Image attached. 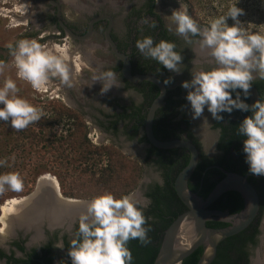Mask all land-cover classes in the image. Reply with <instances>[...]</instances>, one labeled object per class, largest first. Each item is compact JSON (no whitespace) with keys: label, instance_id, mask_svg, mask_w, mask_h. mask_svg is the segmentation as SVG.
<instances>
[{"label":"clouds","instance_id":"9594fccd","mask_svg":"<svg viewBox=\"0 0 264 264\" xmlns=\"http://www.w3.org/2000/svg\"><path fill=\"white\" fill-rule=\"evenodd\" d=\"M238 3L236 0L225 14L210 18L206 27L200 26L186 8L173 9L171 15L166 16L171 21L166 30H174L188 43H191V37H198L199 47L207 50L214 61L215 66L210 70L193 71L190 79L180 84L186 93L184 99L191 119H200L205 110L217 122L224 120L223 114L231 116L234 111L250 113L240 121L237 134L244 137L242 153L248 172L264 177V98L260 97L251 104L246 102L250 98L252 82L257 78L264 80V32L249 31L243 26L239 17L245 13L237 7ZM229 19L233 22L231 26L227 23ZM142 23L149 24V21L143 19ZM149 26L155 28L156 24L153 21ZM45 35L47 33L40 39ZM5 47L16 69V79L29 84L35 92H48L52 83L67 88L77 85L81 55L72 51L73 46L67 37L59 43L24 38L14 44L7 43ZM135 47L145 59L156 61L172 73H181L179 67L183 64V56L175 50V43L163 39L156 42L151 36H142L135 42ZM6 66L0 61V73ZM96 71L99 74L91 79L93 84H101L100 95L113 87L120 88L114 71ZM172 82V77L163 81L165 86ZM19 92L16 80L11 77H5L0 83V122L8 123L17 131L39 121L44 115L42 108L18 95ZM123 95L127 98L128 92ZM8 159H0V167ZM10 159L14 160L15 156ZM23 186L20 173L0 174V192L6 189L19 192ZM73 203L86 207L77 217L76 231L67 247L70 264H133L129 241L135 240L141 246L150 243V218L144 214L150 201L141 204L132 194L116 198L111 192L104 191L88 201L75 200ZM53 247L63 250V240H58Z\"/></svg>","mask_w":264,"mask_h":264},{"label":"rangeland","instance_id":"374dc122","mask_svg":"<svg viewBox=\"0 0 264 264\" xmlns=\"http://www.w3.org/2000/svg\"><path fill=\"white\" fill-rule=\"evenodd\" d=\"M86 1L75 0L80 5H84ZM95 1L88 0L91 4H94ZM202 2H210V4L201 8L196 4L195 0H162L164 7L158 4L156 9L164 13L166 17L171 15L173 9L186 8L188 14L200 26L206 27L210 18L225 14L228 7L233 3L232 0H202ZM254 3V6L248 9L247 14L249 17L245 18L244 14L239 19L249 31L264 32V0H259L258 3L255 1ZM43 4L41 0H0V61H4L7 65L4 71L0 73V83L5 77H11L16 80L17 87L20 89L18 95L28 99L33 105L42 108L44 112L39 121L20 131L11 128L8 123L0 122V159L9 158L7 163L0 167V174L18 172L24 185L22 191L19 192L7 189L0 192V216L1 207L7 200H18L30 194L35 188L37 179L44 175H49L55 180L63 197L85 201L104 191L111 192L116 198L126 194L135 196L136 187L142 179L143 171H145V174L152 171V168L145 167L132 152L121 149L113 141V137H109L95 123L96 117L93 110L101 108L105 113H111L117 101L114 95H118V89L121 90L113 87L104 96V94L100 95L101 87L99 82L93 84L91 77L99 74L96 69L107 70L103 64L112 63L110 62V57L105 54V51H102L105 49L104 45L99 43L97 39L92 38L89 41L92 45L88 50L90 63L102 65V67L85 68L82 63L87 65V61L80 60L78 83L73 88H67L74 101L65 95L66 93L64 94L61 91V86L56 83L49 85L48 92L37 93L29 84L16 79V69L11 63L12 58L9 56V50L5 45L10 42L14 44L15 41L24 38L38 39L40 42L42 41L41 43L46 40L54 41L45 39L46 35L43 37L44 40L40 39L42 34L50 33L49 24H46L45 21L48 14L44 9H41ZM257 6H260L261 16L253 12L254 9L257 10ZM80 11L76 9L74 12L67 4H63L62 15L66 20L74 23L76 29H79L78 26L81 21L84 22L83 20H86L79 18ZM28 13L31 16L40 18V21L38 20L34 24L29 23L25 18ZM18 16H21L22 19L18 18ZM227 23L231 26L233 22L229 19ZM10 25L15 26L10 27ZM129 26H126L125 31L127 32L126 34L122 33L123 35H131L132 29L129 30ZM132 27L134 29L139 26L133 25ZM72 46L73 52H79L78 44ZM117 81H119V78H117ZM174 89L176 88L172 87L170 90ZM125 91L140 102V97L132 93V88L121 93L123 94ZM84 92H86L87 96L89 95L90 99L88 98L89 101H86L89 102L90 108L85 107V104L82 103L80 96ZM124 101L125 99L122 100V105L128 103ZM186 103L183 108L185 111L188 110ZM86 113L90 114L85 115ZM193 125L195 126L196 124ZM80 128V135H85V141L90 145L91 150L81 147L78 149L76 146L72 135L78 132ZM119 135L120 137H118ZM119 135L116 138L118 137L124 142V137L121 134ZM13 155L15 156L14 160L10 159ZM108 170L109 173L107 174ZM115 171L116 174L113 176L116 177L118 173L121 174L119 180L123 178L130 179L135 172L137 176L136 187L125 194L118 192L120 189H116L117 186H111L107 182V176ZM1 228L2 225L0 223ZM262 240L264 241V237ZM3 242L0 239V243L2 244ZM262 251L264 252V243Z\"/></svg>","mask_w":264,"mask_h":264},{"label":"flooded vegetation","instance_id":"af4514ba","mask_svg":"<svg viewBox=\"0 0 264 264\" xmlns=\"http://www.w3.org/2000/svg\"><path fill=\"white\" fill-rule=\"evenodd\" d=\"M41 1L42 4L44 3L41 9H44V11L48 14L46 15L45 21L46 24H49L50 28V33H47V37H45V39H52L59 43L67 37L72 45L78 44V51L82 55L81 59L87 61V65L82 63L83 67L98 68L102 67V65L99 66L97 64H91L90 54L88 51L92 46L89 41L92 38L97 39L99 43L104 45L105 49L102 51H105V54L110 57V62H112L103 65L107 70L110 69L118 75L117 78H119V81H117V84L120 86V89L124 91L131 90L132 88V93H135L138 97H140V102L135 100L133 95L128 94V97L124 98L121 93L122 91L118 89V95H114V98H116L117 101L115 102L111 113H105V111L101 108H96L93 111L95 113L94 116L96 117L95 123L100 130L109 135V137H113V141L117 143L121 149L132 152L135 157L140 159L141 163L145 167L152 168V171H149L147 174L143 171L142 179L136 187L137 192L134 198L140 201L141 204L150 201L147 195L153 192L156 186H163V172L159 169L157 164L151 162L148 158V151L151 149V145L145 137L144 125L138 126L135 131L132 124H129L127 120L117 119L124 110L126 114L132 113L134 116L135 114L139 115L140 113V115H142L144 113V106H142L143 110L141 109L139 112V109L143 104V96L138 91L137 87L140 82L129 83L123 78L121 74V62L114 57L110 47L105 42L104 31L108 25V21L103 20L95 23L92 26L89 38L83 41L75 40L69 37L59 26V21L72 33L81 37L86 34L89 23L92 19L101 15L110 16L113 22L110 36L114 41L117 50L126 54L130 63L133 55V42L137 41L142 36H151L153 37V40H157V42L163 39L176 44L175 50L181 52V55L183 56V64L179 67L181 73L175 74L165 69V75L163 77L165 80L169 77H172L173 79V82L167 86V91L172 87L179 88L177 99H179L181 103L176 109V120L184 119L189 123L187 128H185V126H183V128L186 132L188 130L196 143L187 139L186 132L182 133L179 139L190 141L195 145L198 151L197 165L201 163L206 164L202 171V177L208 170L213 169L217 172L215 175V180H217L216 184L224 178L225 173H231L244 177L246 182L253 187L258 196L259 209L257 216L251 224L256 225L258 234L255 236L256 244L248 248V264H264V252L262 251L264 243L262 240L264 237V177L254 176L248 172L247 165L244 162V154L242 153V140L244 137L237 134V127L240 121L244 118V116L250 115V113L234 111L231 116L226 114V118L231 119V144H229L227 143V139L225 138L224 140L222 137L224 134L223 126L226 123L223 122L220 126L219 122L213 120L211 115L206 110L200 119L192 120L189 110L185 111L183 109L184 107H181L186 103L184 99L185 95H183L185 90L180 87L181 82L190 79V74L193 71H198L200 69L210 70L215 66L214 61L208 55L207 50L203 51L199 47V38L191 37V43H188L182 37L176 35L174 30L172 32L166 30V25L170 24L171 21L165 17L164 13L159 12L156 9L158 4L161 5V7H164L162 0H158V2L157 0H96L94 4H91L87 0L84 5L76 3L75 0H51L53 3L48 0ZM63 4H67V6H69V8H71L74 12L76 9L78 11L82 10L79 12V18H84L86 20H83L84 22L81 21L78 26L79 29H76V25L74 23L69 22L63 17ZM18 18L22 19L21 16H18ZM25 18L31 24L37 23L40 19L29 15V13ZM143 19H147L149 24L154 21L156 27L152 28L149 24L142 23ZM128 25H130L129 30L132 29L130 36L123 35L124 33L126 34L127 31L125 30ZM133 25H137L139 27H135L133 29ZM259 81L260 79L257 78L252 83L254 84ZM68 89L67 87H61V91L64 94L66 93L65 95L73 100V97ZM104 96H106V93ZM80 97L82 98V103L85 104V107L90 108L91 106L88 102L89 95L87 96L86 92H84ZM258 98H260L259 91L254 85H252L250 89V98L246 102L251 104ZM99 99H101V97H99ZM124 99L125 103L128 102L126 105H122V100ZM89 114L90 113H86L85 115ZM204 118H207V121H204ZM193 124L196 125L194 126ZM119 134L124 137L125 143L118 138L120 137ZM116 136L118 137L116 138ZM143 138H145L146 141H143ZM130 142L133 144L135 143V145ZM231 208L233 210L239 209L237 213L241 212L245 208L244 197L236 188L231 189ZM209 209H212L211 206ZM76 227L77 225L75 224L69 230L54 231H48L46 228H43L35 234H24L22 231L13 232V229H11L8 236H6V239L1 240L4 242L2 244L0 243V264H60L61 261H63L64 264H68L70 263V260L67 256L66 245H69V241L73 238ZM61 239L63 240L65 248L61 250L53 247L57 241Z\"/></svg>","mask_w":264,"mask_h":264},{"label":"water","instance_id":"95a60500","mask_svg":"<svg viewBox=\"0 0 264 264\" xmlns=\"http://www.w3.org/2000/svg\"><path fill=\"white\" fill-rule=\"evenodd\" d=\"M48 1L53 3L51 0ZM103 20L108 21L104 31L105 42L114 57L121 62L123 78L129 83L148 82L158 88V96L149 106L144 120V133L147 141L157 149L179 148L189 153L187 165L176 176L173 184L174 191L186 210L178 215L164 231L159 250L152 264H182L199 247H203V251L196 264H211L216 257L219 244L240 233L254 221L259 209L258 196L244 177L231 173H225L224 178L214 186L206 198L189 190L188 182L198 163V151L195 145L183 139L160 141L153 133L155 114L162 106L167 94V87L164 83L153 75L132 74L128 56L117 50L110 36L113 23L110 16L101 15L92 19L86 34L81 37L72 33L60 21L59 26L72 39L83 41L89 38L92 26ZM51 182L49 179L39 177L34 190L27 196L18 199L19 204L16 207L17 209L25 208L22 215L24 219L21 223L13 225V232L22 231L24 234H35L43 228L48 231L69 230L76 224L78 215L85 210L86 205L73 203L76 199L63 197L59 187H53ZM45 186H48L45 190L46 194L43 193ZM235 188L244 197V210L237 214H229L209 209L222 194ZM208 222L224 223L227 226L211 228L206 225Z\"/></svg>","mask_w":264,"mask_h":264},{"label":"trees","instance_id":"16d2710c","mask_svg":"<svg viewBox=\"0 0 264 264\" xmlns=\"http://www.w3.org/2000/svg\"><path fill=\"white\" fill-rule=\"evenodd\" d=\"M232 1L233 3H231V5L236 3V0ZM255 1L257 3L259 2V0H239L237 7L244 10L245 18L249 17L247 14L248 9L254 6L253 4H255ZM195 2H197L196 4L201 8L207 4H210V2L203 3L202 0H195ZM253 12L261 16L260 6H257V10L254 9ZM154 41L157 42V40ZM135 42H133L134 47L132 48V74L153 75L163 82L165 80L163 77L165 75V69H163V67L156 61L145 59L136 49ZM253 85L259 91L260 97L264 98V80H260ZM167 86H169V84ZM137 87L138 91L143 96V104L141 105L139 112L141 109L143 110L142 106H144V113L142 115H140V113L139 115L135 114L134 116L132 113L126 114L124 110L123 113L117 118L118 120H127L129 124H132L135 131L137 130L138 126L144 125L147 110L159 93L158 88L148 82H140ZM178 94L179 88L168 90L163 105L157 110L155 114L153 131L155 137L158 140L168 141L179 139L180 135L186 132L183 126L187 128L189 123L184 119L176 120V109L181 103V101L177 99ZM223 115L225 120L219 122L220 126L223 124V122L226 123L223 126L224 134L222 137L224 140L225 138L227 139V143L231 144V119L226 118V114ZM80 131L81 128L78 130V132H75L72 135L75 139L76 146L78 149L81 147L91 150L90 145L85 141V135H80ZM186 134L188 140L196 143L188 130ZM142 140L146 141L145 138ZM148 158L151 160V162L157 164L159 169L162 170L164 184L161 187L156 186L154 191L147 195L150 200V204L145 210L144 214L146 217L150 218L148 220V224L151 227V231L148 233L150 243L145 246H141L135 240L129 241L128 243V247L131 249L133 255V264L153 263L159 250L164 231L178 215L186 210L185 206L178 199L174 191L173 184L176 176L187 165L189 161V153H187L184 149L179 148L161 150L151 146V149L148 151ZM204 166H206L205 163L198 164L188 182L189 190L201 196L202 198H206L209 195L217 182V180H215V175L217 172L213 169L208 170L202 177ZM110 170L113 171L112 169ZM108 173L109 170L107 174ZM114 174H116V171L111 172L107 176V182L111 186H117L116 189H120L118 192H123L125 194L129 192V190L136 187L137 176L135 172L133 173L134 175L130 177V179L123 178L121 180H119L121 177L120 173H118L116 177L113 176ZM211 208L227 212L229 214L237 213L239 211V209L233 210L231 208V191L222 194L211 205ZM206 225L211 228H223L227 226V224L217 222H208ZM257 234L256 225L251 224L242 232L225 239L217 247L216 257L211 264H248V248L256 244L255 236ZM68 246L69 245H66V248ZM202 251L203 247H199L189 257H187L182 262V264H196L202 254Z\"/></svg>","mask_w":264,"mask_h":264},{"label":"bare ground","instance_id":"6f19581e","mask_svg":"<svg viewBox=\"0 0 264 264\" xmlns=\"http://www.w3.org/2000/svg\"><path fill=\"white\" fill-rule=\"evenodd\" d=\"M41 178L51 180V184L53 187H57V184L53 178L49 175H44ZM48 186H45L43 189V193L46 194ZM54 188V189H55ZM58 188V187H57ZM19 204V201L16 199L7 200L4 205L1 207V216H0V223L2 228L0 229V239L3 240L8 234L10 233L14 224H19L23 221V212L25 208L17 209L16 205ZM27 211V210H26ZM187 230V229H186ZM13 231V230H12Z\"/></svg>","mask_w":264,"mask_h":264}]
</instances>
